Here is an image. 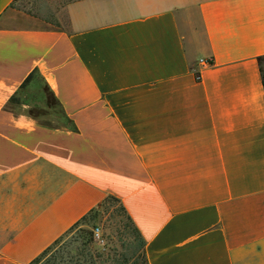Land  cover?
I'll list each match as a JSON object with an SVG mask.
<instances>
[{"label": "crops", "instance_id": "crops-1", "mask_svg": "<svg viewBox=\"0 0 264 264\" xmlns=\"http://www.w3.org/2000/svg\"><path fill=\"white\" fill-rule=\"evenodd\" d=\"M63 19L0 26V264L108 195L148 264H264V0H75ZM40 84L68 123L29 115Z\"/></svg>", "mask_w": 264, "mask_h": 264}, {"label": "trees", "instance_id": "trees-1", "mask_svg": "<svg viewBox=\"0 0 264 264\" xmlns=\"http://www.w3.org/2000/svg\"><path fill=\"white\" fill-rule=\"evenodd\" d=\"M32 75L33 73H31L24 80L21 85L22 88L25 87L32 79ZM46 91L56 103L58 108L57 112L47 110V103H45L44 95V92ZM34 96L43 104V107L39 108H42L44 111L42 114L38 115L34 114L33 111L30 110L29 115L31 117L36 118L39 116L50 115L59 121L65 123L69 122L67 117H65L63 112L59 109V105L53 94L46 86L40 84ZM16 100L17 99L13 96L9 101L16 102ZM115 210L119 211L128 223L129 229L131 230V239L127 243L126 253L122 254L118 258L108 260L103 259L101 254L96 253L91 249L90 245L93 242V231H89L87 228L89 227V224L98 216L104 214L111 216ZM76 239H78V242L80 241L79 246H71ZM144 246L145 243L143 239L141 238L137 228L133 224L121 201L114 196L108 195L28 264H148Z\"/></svg>", "mask_w": 264, "mask_h": 264}, {"label": "rangeland", "instance_id": "rangeland-1", "mask_svg": "<svg viewBox=\"0 0 264 264\" xmlns=\"http://www.w3.org/2000/svg\"><path fill=\"white\" fill-rule=\"evenodd\" d=\"M75 0H15L0 19V26L7 27H47L59 26L63 19V8ZM264 81V57L259 60ZM45 103L47 110L58 111L53 98L46 91ZM34 114H42V108H33ZM93 231L91 249L101 254L103 259L118 258L127 252V243L131 239V230L123 215L114 211L111 216L100 215L87 228ZM97 233V236L94 235ZM76 239L71 246H79Z\"/></svg>", "mask_w": 264, "mask_h": 264}, {"label": "built area", "instance_id": "built-area-1", "mask_svg": "<svg viewBox=\"0 0 264 264\" xmlns=\"http://www.w3.org/2000/svg\"><path fill=\"white\" fill-rule=\"evenodd\" d=\"M208 64V61L204 60V61H200V65H207ZM196 78L198 79V76H196ZM262 92H263V95H264V85H263V88H262ZM94 235L97 236V233H95Z\"/></svg>", "mask_w": 264, "mask_h": 264}]
</instances>
